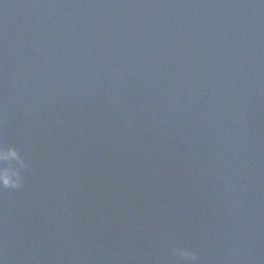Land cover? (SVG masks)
<instances>
[{"label": "water", "instance_id": "water-1", "mask_svg": "<svg viewBox=\"0 0 264 264\" xmlns=\"http://www.w3.org/2000/svg\"><path fill=\"white\" fill-rule=\"evenodd\" d=\"M0 147L5 264H264V0H0Z\"/></svg>", "mask_w": 264, "mask_h": 264}, {"label": "clouds", "instance_id": "clouds-1", "mask_svg": "<svg viewBox=\"0 0 264 264\" xmlns=\"http://www.w3.org/2000/svg\"><path fill=\"white\" fill-rule=\"evenodd\" d=\"M0 161H8L7 166L0 167V188H22L25 183V177L21 171V167L24 166L25 159L21 151L16 147L7 149L0 147ZM14 162H18L19 166ZM175 251L179 259L191 260L195 258V254L190 248L178 247ZM0 264H5L3 257H0Z\"/></svg>", "mask_w": 264, "mask_h": 264}]
</instances>
